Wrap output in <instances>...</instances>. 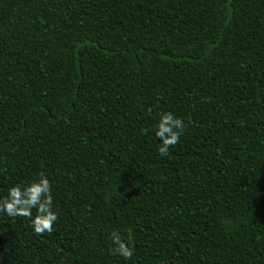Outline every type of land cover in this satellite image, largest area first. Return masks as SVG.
<instances>
[{"label": "trees", "instance_id": "trees-1", "mask_svg": "<svg viewBox=\"0 0 264 264\" xmlns=\"http://www.w3.org/2000/svg\"><path fill=\"white\" fill-rule=\"evenodd\" d=\"M41 174L0 264H264V0H0V199Z\"/></svg>", "mask_w": 264, "mask_h": 264}, {"label": "clouds", "instance_id": "clouds-1", "mask_svg": "<svg viewBox=\"0 0 264 264\" xmlns=\"http://www.w3.org/2000/svg\"><path fill=\"white\" fill-rule=\"evenodd\" d=\"M184 130L185 123L182 119L171 112L163 113L155 126V135L162 142L157 149L158 153L161 156H168L170 147L179 143ZM33 209H36L35 216ZM0 213L12 218H28L34 233L38 236L51 233L59 217L58 213L53 211V193L49 179L41 174L38 180H33L30 184L11 187L7 196L0 199ZM109 239L112 243L110 248L112 254L119 255L125 260L133 256L134 245L131 236L125 239L119 231H112Z\"/></svg>", "mask_w": 264, "mask_h": 264}]
</instances>
